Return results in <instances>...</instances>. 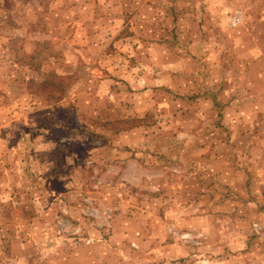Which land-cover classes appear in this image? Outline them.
Here are the masks:
<instances>
[{"label": "rangeland", "instance_id": "rangeland-1", "mask_svg": "<svg viewBox=\"0 0 264 264\" xmlns=\"http://www.w3.org/2000/svg\"><path fill=\"white\" fill-rule=\"evenodd\" d=\"M88 3L0 0V205L18 211L0 264H264V0H181L172 17L126 4L122 22ZM125 20L135 41L99 60ZM83 28L73 54L45 38ZM28 126L34 150L17 137Z\"/></svg>", "mask_w": 264, "mask_h": 264}, {"label": "crops", "instance_id": "crops-1", "mask_svg": "<svg viewBox=\"0 0 264 264\" xmlns=\"http://www.w3.org/2000/svg\"><path fill=\"white\" fill-rule=\"evenodd\" d=\"M87 1L90 3V0H87ZM98 1L100 2V4L96 3L94 5L95 6L101 5V7H102V11H101L102 17L100 19H107V20L111 19V21L120 20L122 22V21H124L125 16H126L125 9H124L126 4H129V5H126V6H130L131 5L132 9H130V10L133 12L131 14L133 16L141 13L143 10H146V9L151 11L152 12V16H153V15H155L157 13V10L160 9V6H162V9H165L169 14H170L169 10L171 9V17H172L173 14L175 13V6L178 5L181 0H165L164 4L156 3L153 0H98ZM157 8H159V9H157ZM77 18H78V15H75L74 8L70 7V22L75 23V24L76 23H82L83 26H87V24H88L87 22L88 21H82V20H79ZM96 18H98V17H96ZM88 19H89V17H88ZM150 19H151V17H150ZM129 27L130 26H129L128 22L125 20V24L120 25L119 28L113 29L110 32H108L109 33L108 39L112 40V41L107 40L108 42L110 41V43H107L109 45L106 44V45H102L101 47L98 45L99 48L97 50L93 51L97 55L99 54V52H101V56L99 57V60H103V57H104L103 54H105V53H107V54L110 53L111 54L114 51V49L112 48L113 46L121 47V43L122 42H124V43H128L129 42L130 43L129 46H131V43L133 41H135L136 37H135L134 34H132V36H130V37H128L129 36L128 34H125V32L127 30H129ZM83 29H81V31H78L80 29L76 30L74 34H73L74 30H72V32L69 35H64L63 36L62 32H60V33H57L58 34L57 36H55V34L54 35L51 34V35L46 36L45 38L48 39V40H50L51 38H55L57 42L62 41L61 39H65L63 42H68L69 43L70 53L73 54V49L77 48V47H75L73 45V43L76 42L77 35L78 34H79V36L82 35V38H87V36H88L87 30L85 31V29L84 30ZM138 40H139V45L138 46L139 47L141 46V49L138 52V54L142 55V53L145 51V47H144L143 44L147 45V44H149V42L147 40H145V37L143 35H140L138 37ZM114 44H116V45H114ZM86 49L88 50V48H86ZM111 49H113V50H111ZM110 50H111V52H110ZM102 51H103V54H102ZM97 60H98V58H97ZM137 64H138V66L142 65L143 67H145L144 65L147 64V61L143 60V59H140ZM148 68H152V67L150 66ZM108 69H109V66H108ZM216 104L217 103H215V105ZM31 129H32V126H28V127L24 128L22 130H18L17 131V137L20 139V141L22 140L21 143L24 146L25 150H27V149L34 150V143H31L30 142L31 140L25 136V135L29 134ZM42 134H44V133H42ZM53 149H55V148H53ZM29 158L30 157L26 156V163H27L28 167H30L32 162L34 161V159H29ZM34 162H35L34 164H37V165L40 164V163L39 164L36 163L37 161H34ZM214 166H215V164H214ZM244 167L246 168L248 166L245 164ZM216 169H217L216 171L218 173V170H220V169H218V168H216ZM250 176H251V174L246 169H244L243 172L241 170L240 174L238 176L237 175H233L232 176V180L233 179L235 180L234 184L237 185V186H240L241 189L244 192L247 193L246 194V196H247V198H246L247 207H246V210H245L246 214H248V212L249 213L252 212L251 210H249V206L251 205L250 203L253 200V195H251V191L252 190L247 187V184H248V181H249L248 178ZM242 177L244 178L243 180H242ZM217 180L222 182V180L219 178V175H217ZM240 180H242V181H240ZM1 185L2 184L0 182V186ZM230 186H232V185H230ZM230 190L232 192L236 191L233 187H230ZM1 191L2 190H0V196H1V194L5 195V192L6 193L9 192L8 190H3L4 192H1ZM236 195L238 196V198L242 197L241 194L239 195V194L236 193ZM14 203H15L14 205L9 204L8 208H6V209H5V205H3L2 207L0 205V226H2L4 228L7 227L6 221L2 220V217L4 216L5 213L10 212L8 209H12V211H16L17 210L16 202L14 201ZM16 212H18V211H16ZM176 212H179L180 214H182L184 212H187V210L184 209V208H180V210H173V213H176ZM206 214H207L206 212L203 213V215H206ZM183 218L184 217L178 218V219H181V221L178 223L179 226L180 225H184V223L182 221ZM240 220H241L240 222L243 221L242 218H240ZM246 221H247V219H246ZM199 224L203 225V226H201V229L205 230V232H206L207 228H208L207 225H206V216H201V218L199 220ZM173 225H174V223H173ZM168 226H170V223L168 224ZM228 239H231V238H228ZM231 241L232 242L230 244H234L235 242H237V241H233L232 239H231ZM241 243L245 244L246 251H250L252 249L253 242L250 239L248 240L246 238L245 240H243V241H241V242H239V243H237L235 245H240ZM230 244L227 241H225V243H223V244H220L219 242H216V245H223L224 248L228 247ZM230 246H232V245H230ZM173 248H174V254H172L169 259L170 260H175L176 262L181 261V259L184 258L185 254H187V252H186L187 249L185 247L179 245V242H176L175 245L173 246Z\"/></svg>", "mask_w": 264, "mask_h": 264}, {"label": "built area", "instance_id": "built-area-1", "mask_svg": "<svg viewBox=\"0 0 264 264\" xmlns=\"http://www.w3.org/2000/svg\"><path fill=\"white\" fill-rule=\"evenodd\" d=\"M240 21H241V12L237 11L232 19L233 25H237ZM169 231L173 234L178 235L182 239H187L190 237V233H181L180 231H178V229H176V227H169Z\"/></svg>", "mask_w": 264, "mask_h": 264}, {"label": "trees", "instance_id": "trees-1", "mask_svg": "<svg viewBox=\"0 0 264 264\" xmlns=\"http://www.w3.org/2000/svg\"><path fill=\"white\" fill-rule=\"evenodd\" d=\"M57 126H58V124H57Z\"/></svg>", "mask_w": 264, "mask_h": 264}]
</instances>
